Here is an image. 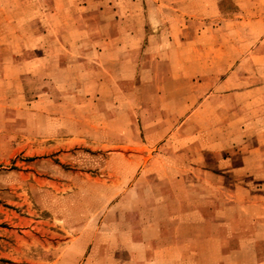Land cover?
Returning <instances> with one entry per match:
<instances>
[{
  "label": "rangeland",
  "instance_id": "rangeland-1",
  "mask_svg": "<svg viewBox=\"0 0 264 264\" xmlns=\"http://www.w3.org/2000/svg\"><path fill=\"white\" fill-rule=\"evenodd\" d=\"M218 1L215 19L203 20L197 0H0V264H197L178 259L183 245H151L157 258H175L141 260L121 244L134 224L117 204L116 159L108 155L117 141L109 116L114 101L104 92L131 91L126 78L136 54L120 53L122 62L113 63L115 53L99 52L138 44V61L148 66L155 53L149 44L264 45V0H247L250 20L232 22L235 37L196 33L239 14L238 0ZM120 74L122 85L96 83ZM133 136L130 128L125 137ZM212 183L220 186L218 198L206 191L177 196L184 205L203 199L205 207L214 199L220 208L219 258L200 264H264V181L204 177L194 186L206 190ZM249 238L253 243L244 245ZM187 247L191 257L195 244Z\"/></svg>",
  "mask_w": 264,
  "mask_h": 264
},
{
  "label": "crops",
  "instance_id": "crops-1",
  "mask_svg": "<svg viewBox=\"0 0 264 264\" xmlns=\"http://www.w3.org/2000/svg\"><path fill=\"white\" fill-rule=\"evenodd\" d=\"M236 3L239 14L220 17L226 22L224 26L203 25L196 33L235 37L236 24L232 22L245 25L250 20L247 0ZM197 4L203 20L215 19L221 10L218 0H197ZM183 15L181 12L180 18ZM242 32L249 33L246 29ZM217 42L189 45L188 39H181L179 46L149 44L146 50L155 53L154 59L146 62L148 66L138 61V44L100 48L101 54L115 53L110 56L113 63L122 62L120 53L136 54L131 56L134 67L126 78L131 91L104 94L107 101H114L109 116L116 121L117 141L115 152L108 150V155L116 159L117 204L130 212L134 224L121 244L132 246L131 254L137 259L175 258H157L155 249L149 252L154 244L183 245L179 252L183 257L178 259L195 260L197 264L219 258V206L214 199L206 207L203 199L184 205L177 196L206 191L218 198L219 184L212 183L206 190L195 188L204 177L212 182L264 181V45L250 50V46L234 42L221 50ZM156 56L165 60L157 61ZM122 77L104 76L96 83L101 89L109 84L119 86ZM130 128L134 136L129 141L125 135ZM171 196L176 197L174 207L169 205ZM231 208L229 204L227 209ZM209 212L212 218L208 221L204 214ZM244 241L250 245L254 239ZM193 243L191 257L185 256L188 244ZM232 253L235 251L229 255ZM246 254L252 260L251 254Z\"/></svg>",
  "mask_w": 264,
  "mask_h": 264
}]
</instances>
